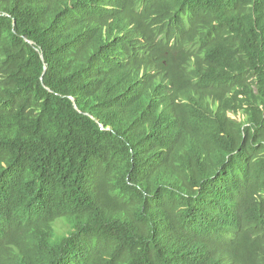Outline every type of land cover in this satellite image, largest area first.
Listing matches in <instances>:
<instances>
[{"label": "trees", "instance_id": "1", "mask_svg": "<svg viewBox=\"0 0 264 264\" xmlns=\"http://www.w3.org/2000/svg\"><path fill=\"white\" fill-rule=\"evenodd\" d=\"M225 254L264 264V0H0V264Z\"/></svg>", "mask_w": 264, "mask_h": 264}, {"label": "clouds", "instance_id": "2", "mask_svg": "<svg viewBox=\"0 0 264 264\" xmlns=\"http://www.w3.org/2000/svg\"><path fill=\"white\" fill-rule=\"evenodd\" d=\"M227 254H225V255H223L222 257H221V259H223V262H224V264H244L242 261H240L241 259H239V258H235V259H232V258H229V257H227V258H225V256H226Z\"/></svg>", "mask_w": 264, "mask_h": 264}, {"label": "bare ground", "instance_id": "3", "mask_svg": "<svg viewBox=\"0 0 264 264\" xmlns=\"http://www.w3.org/2000/svg\"><path fill=\"white\" fill-rule=\"evenodd\" d=\"M15 98V97H14ZM18 101V100H17ZM15 102V101H14ZM20 103V102H19ZM23 104V103H22ZM15 105V104H14ZM17 107V106H16ZM21 107V106H20ZM26 109V108H25Z\"/></svg>", "mask_w": 264, "mask_h": 264}]
</instances>
